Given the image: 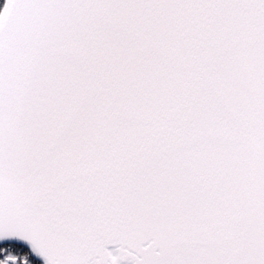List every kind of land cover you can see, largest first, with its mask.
<instances>
[{
  "label": "snow or ice",
  "instance_id": "1",
  "mask_svg": "<svg viewBox=\"0 0 264 264\" xmlns=\"http://www.w3.org/2000/svg\"><path fill=\"white\" fill-rule=\"evenodd\" d=\"M0 264H264V0H2Z\"/></svg>",
  "mask_w": 264,
  "mask_h": 264
},
{
  "label": "trees",
  "instance_id": "2",
  "mask_svg": "<svg viewBox=\"0 0 264 264\" xmlns=\"http://www.w3.org/2000/svg\"><path fill=\"white\" fill-rule=\"evenodd\" d=\"M0 2H2V0H0Z\"/></svg>",
  "mask_w": 264,
  "mask_h": 264
}]
</instances>
